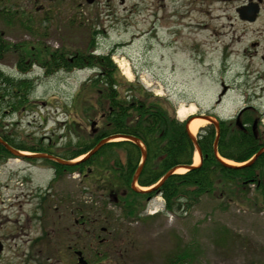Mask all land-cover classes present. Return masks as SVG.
Instances as JSON below:
<instances>
[{"label":"rangeland","instance_id":"rangeland-1","mask_svg":"<svg viewBox=\"0 0 264 264\" xmlns=\"http://www.w3.org/2000/svg\"><path fill=\"white\" fill-rule=\"evenodd\" d=\"M249 1L109 0L111 9L91 3L73 11L55 6L52 15L38 13L33 22L0 12L2 75H26L33 83L23 100H2L0 114L12 123L4 133L15 144L63 155L88 144L91 129L102 124L106 102L90 84L95 68L44 67V54L30 52L40 45L62 50L70 59L91 50L109 53L123 94L127 91L129 99L150 94L175 117L179 104L193 103L194 115L208 114L215 121H230L240 108L250 106L264 133V0L253 24L241 22L236 12ZM20 58L24 72L17 68ZM126 67L131 77L123 73ZM221 82L230 89L218 96ZM96 83L103 89L102 82ZM38 161L13 160L27 167L34 182L46 181L54 172L43 159ZM57 178L61 195L73 192L76 200H88L92 217H100L94 227L107 226L113 232V243L125 250L121 264H264V198L256 196L252 185L246 195L251 201L232 192L231 183L218 181L210 194L169 212H164L161 196L153 194L142 198L137 216L125 217L116 204L120 188L103 189L102 178L77 171ZM181 253L188 255L187 261L172 262L178 256L181 260Z\"/></svg>","mask_w":264,"mask_h":264},{"label":"trees","instance_id":"trees-1","mask_svg":"<svg viewBox=\"0 0 264 264\" xmlns=\"http://www.w3.org/2000/svg\"><path fill=\"white\" fill-rule=\"evenodd\" d=\"M1 45L2 50L4 46ZM35 49L44 54V67L47 64L67 65L68 68L98 66L97 76L93 78L92 84L106 102L105 113L101 114L102 124L95 133L90 134V142L78 144L67 154H57L58 157L70 160L90 150L101 139L120 134L133 136L143 144L146 156L136 176L140 186H150L169 170L192 163L195 145L188 134L185 121L178 120L173 111L168 110L160 103L159 98L150 94L149 98L131 99L126 95L127 91L123 94L114 77L116 67L109 55L96 56L79 52L70 59L62 50L51 51L40 45L38 48L30 47V52ZM22 60L20 58L17 67L20 72L25 70ZM1 75L0 70V104L7 96L23 100L24 91L33 86L30 78L13 79L14 77ZM96 81L102 82L103 89L97 88ZM252 117L253 113L246 108L242 122L248 125L242 129L233 122L221 121L216 149L213 147L215 127L212 124L200 127L196 134V143L201 153V162L186 171L170 173L158 186L148 191L131 189L130 184L141 159L142 147L129 139L103 141L95 152L74 163L63 164L49 159L45 161L58 175L66 171H77L89 177L102 178L100 186L103 189L112 186L120 188L119 203L127 215L140 209L142 198L153 194H159L163 198L165 211H173L175 206L178 208L182 203L187 204L191 200L195 202L200 196L210 194L218 181L231 183L234 188L232 192L235 190L242 198L251 201V197H246L250 185L253 186L256 196L264 198V133L257 132L254 135L249 125ZM259 150L261 151L253 161L238 166L227 165L217 156L218 154L222 158L243 163ZM261 205L264 208V201H261ZM180 256L181 260L178 256L172 262L187 261L188 255L181 253Z\"/></svg>","mask_w":264,"mask_h":264},{"label":"flooded vegetation","instance_id":"flooded-vegetation-1","mask_svg":"<svg viewBox=\"0 0 264 264\" xmlns=\"http://www.w3.org/2000/svg\"><path fill=\"white\" fill-rule=\"evenodd\" d=\"M258 1L259 10L255 19L239 18L241 22L253 24L258 20L263 11L262 0ZM121 3H124L123 0ZM85 4L84 0H0V12L7 18L21 15L20 19L24 17V20L33 22L38 13H45L47 17L52 15L55 6L63 8L66 5L73 11ZM91 4L112 8L109 0H94ZM170 30L173 34L179 33ZM5 116L0 114L3 128L0 130V264H121L120 256L123 258L124 248L115 241L113 243V232L107 226H93L100 217H92L87 199L76 200L73 192L61 195L59 179L53 177V173L46 181L34 182L27 167L21 168L13 162L16 159H35L39 162L40 159L14 154L1 143L3 140L14 149H27L15 144L11 134L4 133L12 126L10 120L5 122ZM26 164L34 167L33 164ZM50 169L55 176L56 171L53 167ZM17 182L20 186L15 184Z\"/></svg>","mask_w":264,"mask_h":264},{"label":"water","instance_id":"water-1","mask_svg":"<svg viewBox=\"0 0 264 264\" xmlns=\"http://www.w3.org/2000/svg\"><path fill=\"white\" fill-rule=\"evenodd\" d=\"M88 3H90V2H92L93 0H86ZM237 12H238V14H239V17H241V18H245V19H254L255 18V15H256V12H257V4L256 3H250V4H248L247 6H243L242 8H238L237 9ZM224 87V86H223ZM202 117H204V118H206L208 121H210V122H213L214 123V125L216 126V128L218 127V124L215 122V121H213L210 117H208L207 115H201ZM236 123H237V125L239 126V127H241L242 125H241V123H240V120H239V118H238V116L236 117V121H235ZM255 127H256V120H254V122H253V125H252V130H253V132L255 133ZM217 135H218V132H217ZM115 136H124V135H115ZM190 136H191V134H190ZM125 138H128V139H131V140H133V141H136V138L135 137H131V136H124ZM192 138H193V136H191ZM216 141V140H215ZM214 141V146L216 145V142ZM4 145L6 146V147H8V148H10L8 145H6L5 143H4ZM97 147H98V145L97 146H95L91 151H89L88 152V154H91V153H93L96 149H97ZM13 152H18V151H15V150H12ZM197 151H198V153H199V149L197 148ZM259 152V151H258ZM258 152L255 154V156L258 154ZM200 154V153H199ZM36 156H38V157H48V158H51V159H55L56 161H58V162H60V163H67V162H64V161H61L59 158H57V157H53V156H51V155H46V154H37ZM255 156L254 157H252V159H251V161L255 158ZM142 157H143V159H144V157H145V152H143L142 153ZM142 162V161H141ZM222 162H224V163H226L225 161H223L222 160ZM194 165H189V166H185V168H190V167H193ZM139 170H140V166L137 168V173L139 172ZM171 173V171H168L161 179H160V182L161 181H163L169 174ZM135 178H136V176H134L133 177V180L135 181ZM133 189H137L135 186H134V182L132 183V186H131ZM80 260V259H79Z\"/></svg>","mask_w":264,"mask_h":264},{"label":"bare ground","instance_id":"bare-ground-1","mask_svg":"<svg viewBox=\"0 0 264 264\" xmlns=\"http://www.w3.org/2000/svg\"><path fill=\"white\" fill-rule=\"evenodd\" d=\"M123 73L127 77H131V72L128 67L124 69ZM194 112H195V106L193 105V103H189V105L179 104L178 108L176 109V117L182 120L188 115H194L193 114ZM205 121L207 120L204 117H202L200 114L194 115L188 123L187 129L190 132V134L192 135L195 134L198 131V129L204 125ZM198 160H199L198 153L197 151H195L192 157L193 164L196 165L198 163ZM179 169L181 170L180 172L185 171V168H183V166L177 167L176 171L178 172Z\"/></svg>","mask_w":264,"mask_h":264}]
</instances>
